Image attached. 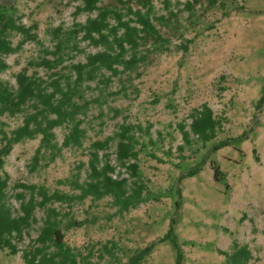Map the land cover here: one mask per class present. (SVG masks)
I'll return each mask as SVG.
<instances>
[{"label": "rangeland", "instance_id": "374dc122", "mask_svg": "<svg viewBox=\"0 0 264 264\" xmlns=\"http://www.w3.org/2000/svg\"><path fill=\"white\" fill-rule=\"evenodd\" d=\"M129 1L134 9L142 7L140 0ZM151 1L161 38L148 37L139 49L145 60L134 71L110 81L106 72V77L86 85L84 99L90 105L82 147H66L54 161L42 160L34 168L41 137L13 146L5 162L9 200L16 211L21 183L78 193L59 181L72 177L81 165V180H85L93 142L111 138L100 157L109 155L116 168L113 177L128 178L130 193L144 186L142 201L120 212L111 196L89 197L75 208L77 218L89 222L68 231V243L86 251L89 243L115 241L126 260L137 248L157 242L142 264H176L178 249L173 242H158L172 227L181 264H226L221 252L233 253L243 246L250 251L245 264H264V0ZM127 2L103 0L102 5L126 13ZM82 3L0 0L7 15L38 25V41L4 56L9 67L0 72V80L16 86V74L25 66L33 71L31 61L54 48L52 29L73 30L97 15V11L76 15ZM20 38L13 34V43ZM80 38L75 35L72 41H78L84 51L77 53L70 44L63 51L62 66L72 60L86 61V53L100 49ZM203 104L213 109L221 126L207 142L193 134L187 142L181 126L190 130L192 114ZM2 121L10 133L22 124L23 116L5 115ZM122 124L132 126L136 171L117 161ZM55 132L62 142L64 130L58 127ZM217 166L223 172L220 179L215 177ZM194 168L198 169L195 175L181 180ZM43 216V210H37L39 221L19 244L17 254L0 248V264H26L23 251L38 236Z\"/></svg>", "mask_w": 264, "mask_h": 264}, {"label": "trees", "instance_id": "16d2710c", "mask_svg": "<svg viewBox=\"0 0 264 264\" xmlns=\"http://www.w3.org/2000/svg\"><path fill=\"white\" fill-rule=\"evenodd\" d=\"M102 1L83 0L77 6L76 15L94 11H97V15L89 16L73 30L62 26L52 29L54 48L47 49L45 56L31 61L33 71L28 66L22 68L16 74V86L0 80V248L10 254H17L20 251L19 244L30 235L34 224L39 221L37 210L44 212L38 236L23 251L26 264H142L157 243L137 248L123 260L119 254L120 247L115 241L89 243L85 245L86 251L67 242L68 231L81 228L89 222L88 218L78 219L75 214L76 206L83 205L89 197L100 200L111 196L114 203L120 206V212L128 211L142 201L144 186L138 185L130 193L128 178L113 177L112 173L116 168L109 155L106 154L104 160L100 157V151L107 149L111 138L93 142L88 177L85 180H81V165L72 177L59 181L61 184H68L78 193L60 189L51 191L43 184L21 183L19 186L23 187V191L18 194L19 207L16 211L9 200L10 175L5 170V162L13 146L24 139L41 137L33 157L34 168L42 160L54 161L66 147H82L86 134L84 117L90 105L84 99L85 87H89L86 85L100 76L106 77V72L110 73L106 77L110 81L114 76L134 71L145 60L139 49L146 45L148 37L161 38L152 19L154 8L151 0H140L142 7L137 9L127 0L126 13L102 5ZM112 19L114 23L111 22ZM37 31V24L27 25L13 15H7L0 4V72L9 67L4 56L19 51L29 41H38ZM13 34L21 35L16 45L12 40ZM75 35H80V39L100 49L86 53V61L72 60L68 65L62 66L65 62L63 51L70 44L77 53L84 51L78 41H72ZM17 114H22L23 122L8 133L2 127V118ZM192 117L190 130L181 126L187 142L192 134L202 142L216 137L221 120L208 104L195 108ZM58 127L64 130L62 142L55 132ZM121 128L117 133V161L119 165L136 171L138 152L134 147L132 126L122 124ZM215 168V177L220 179L223 172L218 166ZM197 171V168L190 170L181 180L195 175ZM169 239L178 249L176 264H181L182 253L172 227L158 242ZM221 253L227 257L226 264H245L250 258L247 246L240 247L233 253Z\"/></svg>", "mask_w": 264, "mask_h": 264}]
</instances>
